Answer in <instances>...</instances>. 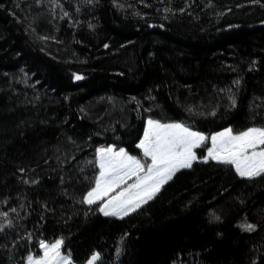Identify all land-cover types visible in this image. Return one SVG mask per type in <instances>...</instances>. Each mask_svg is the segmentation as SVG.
Instances as JSON below:
<instances>
[{
	"label": "trees",
	"instance_id": "16d2710c",
	"mask_svg": "<svg viewBox=\"0 0 264 264\" xmlns=\"http://www.w3.org/2000/svg\"><path fill=\"white\" fill-rule=\"evenodd\" d=\"M148 119L264 128V0H0V264L59 239L71 264H264V172L198 159L125 216L86 201Z\"/></svg>",
	"mask_w": 264,
	"mask_h": 264
},
{
	"label": "rangeland",
	"instance_id": "374dc122",
	"mask_svg": "<svg viewBox=\"0 0 264 264\" xmlns=\"http://www.w3.org/2000/svg\"><path fill=\"white\" fill-rule=\"evenodd\" d=\"M141 156L113 145L97 150L99 175L86 201L98 203L103 214L125 216L150 200L178 170L198 159L231 163L241 176L264 172V128L235 133L194 130L182 122L148 119L139 142ZM201 152H200V151ZM200 154L203 155L200 158ZM62 241L42 243V255L31 254L28 264H71L61 252ZM93 254L86 264H97Z\"/></svg>",
	"mask_w": 264,
	"mask_h": 264
}]
</instances>
